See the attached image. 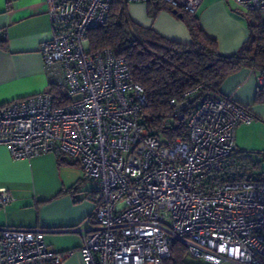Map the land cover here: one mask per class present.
Listing matches in <instances>:
<instances>
[{"label":"built area","instance_id":"1","mask_svg":"<svg viewBox=\"0 0 264 264\" xmlns=\"http://www.w3.org/2000/svg\"><path fill=\"white\" fill-rule=\"evenodd\" d=\"M114 1L47 0L52 36L40 53L48 87L0 105V144L13 159L53 153L81 166L94 205L80 264H170L176 241L200 263L264 264V178L227 169L235 128L250 114L197 84L169 100L171 116L159 126L148 124L126 59L89 51L87 31L105 23ZM122 1L195 13L202 0ZM233 1L264 21V0ZM51 85L66 101L54 103ZM186 111V139L169 140L162 128ZM11 199L0 189V207ZM73 253L49 247L42 229L0 226V264H61Z\"/></svg>","mask_w":264,"mask_h":264},{"label":"crops","instance_id":"2","mask_svg":"<svg viewBox=\"0 0 264 264\" xmlns=\"http://www.w3.org/2000/svg\"><path fill=\"white\" fill-rule=\"evenodd\" d=\"M126 13L169 40L190 41L185 23L166 7L154 12L152 3L127 2ZM196 15L222 55L235 53L248 36L246 15L233 0H202ZM51 36L47 0H0V105L47 89L40 47ZM260 76L255 69L241 68L218 90L248 108L251 120L235 128L234 142L236 151L248 154L259 167L264 160V103H255L254 97ZM81 173L78 163H61L53 153L13 159L0 144V189L12 196L0 207V226L42 229L49 247L74 252L61 264H80L77 250L94 205ZM77 183L78 189L71 190Z\"/></svg>","mask_w":264,"mask_h":264},{"label":"trees","instance_id":"3","mask_svg":"<svg viewBox=\"0 0 264 264\" xmlns=\"http://www.w3.org/2000/svg\"><path fill=\"white\" fill-rule=\"evenodd\" d=\"M152 5L154 12L165 7L176 10L175 14L187 27L190 41L169 40L152 28L132 21L126 13V2L122 0L112 3L104 24L87 31L90 52L108 48L115 56L126 59L133 80L144 89L146 104L142 114L148 124L159 126L163 119L171 116L169 100H179L197 84L219 92L223 80L241 68L255 69L264 76V21L258 13H245L248 36L235 53L225 56L218 51L215 39L202 30L196 12L175 9L159 1ZM49 92L57 101L55 104L66 101L58 87L51 85ZM254 101L264 103V85L258 87ZM240 106L248 112L247 107ZM187 115L186 111L175 118L171 126L162 128L169 140L186 139ZM57 157L61 163H77L64 155ZM258 166L248 154L236 151L235 160L228 163L227 169L241 171L240 179H262L264 172H254ZM79 185L75 184L71 190H77ZM166 263L204 264L192 260L180 241L173 243Z\"/></svg>","mask_w":264,"mask_h":264},{"label":"rangeland","instance_id":"4","mask_svg":"<svg viewBox=\"0 0 264 264\" xmlns=\"http://www.w3.org/2000/svg\"><path fill=\"white\" fill-rule=\"evenodd\" d=\"M262 167V168H261ZM258 171H260L261 172V169L262 170H264V160H262V166H258L257 168H256ZM82 174V177H83V172L81 173ZM84 178V177H83ZM82 187L83 188H85V189H90L92 186H91V184H90V182H88V181H86L85 179L82 181ZM192 260H194V261H197L195 258H193V257H191V256H189Z\"/></svg>","mask_w":264,"mask_h":264},{"label":"water","instance_id":"5","mask_svg":"<svg viewBox=\"0 0 264 264\" xmlns=\"http://www.w3.org/2000/svg\"><path fill=\"white\" fill-rule=\"evenodd\" d=\"M174 13H176V10H173Z\"/></svg>","mask_w":264,"mask_h":264}]
</instances>
